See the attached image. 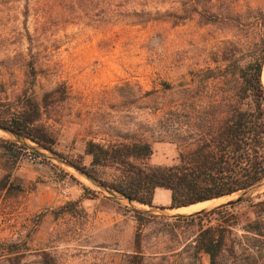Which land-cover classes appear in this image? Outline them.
I'll return each mask as SVG.
<instances>
[{
	"label": "rangeland",
	"instance_id": "rangeland-1",
	"mask_svg": "<svg viewBox=\"0 0 264 264\" xmlns=\"http://www.w3.org/2000/svg\"><path fill=\"white\" fill-rule=\"evenodd\" d=\"M237 2L243 9H264V0ZM179 6L180 0H0V113L19 108L32 65L39 98L60 83L68 93L43 115L56 133L52 149L0 128V180L9 182L0 190V264H133L138 222L132 208L171 217L150 220L143 232L144 259L136 261L189 264L186 245L197 227L167 223L178 213L210 209L240 194L173 210L139 206L119 194L108 199V190L69 163L81 158L90 166L86 139H114L130 119V129L138 117L154 120L133 101L146 91L165 102L177 100L180 94L164 90L162 81L177 83L191 69L214 67L215 51L246 37L226 21L202 24L194 16L174 23L167 12ZM153 149V165H171L179 154L178 145L166 140L155 141ZM159 190L155 203H170V190ZM263 191L264 186L252 194ZM260 238L256 248L264 249ZM197 264H209L208 258Z\"/></svg>",
	"mask_w": 264,
	"mask_h": 264
},
{
	"label": "trees",
	"instance_id": "trees-1",
	"mask_svg": "<svg viewBox=\"0 0 264 264\" xmlns=\"http://www.w3.org/2000/svg\"><path fill=\"white\" fill-rule=\"evenodd\" d=\"M167 15L174 23L194 16L202 24L226 21L246 37L239 36L231 46L215 51L211 58L214 67L191 69L188 77L177 83L162 81L164 90L180 94L177 100L165 102L154 96V91H146L142 99L133 101L139 113L150 114L154 120L138 117L130 129V119L126 121L128 128L120 129L114 139H86L90 166L81 158L69 163L108 190V199L120 194L139 206L178 209L241 194L264 180V9L251 5L243 9L237 0H180V6ZM31 73L21 105L0 113V127L52 149L56 133L43 122V115L68 98L67 88L60 83L39 98L34 89V65ZM162 140L178 145L176 161L171 165L149 164L153 143ZM19 146L28 149L25 144ZM5 149L13 152V148ZM100 169L113 172L101 173ZM7 188L8 179L3 177L0 190ZM157 188L170 190L169 206L153 203ZM84 189L97 197L89 186L84 185ZM239 205H243L242 210L237 209ZM132 210L138 225L131 257L133 264H141L136 260L144 259V228L150 220L163 223L171 217ZM173 218L167 223L172 228L197 227L186 245L191 249L189 264L201 263L203 256L209 264H261L264 259V249L256 248L260 236L264 237V191L232 205Z\"/></svg>",
	"mask_w": 264,
	"mask_h": 264
},
{
	"label": "water",
	"instance_id": "water-1",
	"mask_svg": "<svg viewBox=\"0 0 264 264\" xmlns=\"http://www.w3.org/2000/svg\"><path fill=\"white\" fill-rule=\"evenodd\" d=\"M1 128V127H0ZM3 129V128H2ZM5 130V129H4ZM12 133V132H11ZM14 134V133H13ZM16 135V134H15ZM18 136V135H17ZM264 186V180L259 182L258 184H256L255 186L245 190L243 193L239 194L236 198H233V199H230V200H227L221 204H218L217 206H220L222 204H227V205H232L234 203H237V202H240L242 201L243 199H245L248 195L252 194L255 190H258L259 188H262ZM120 195V194H119ZM123 198L127 199L129 203H135L137 201H134L132 200L131 198H128V197H125L123 195H121ZM188 206V205H187ZM217 206H214V207H217ZM182 207V206H181ZM213 207V208H214ZM169 209H173V208H169ZM212 209V208H210ZM205 210H208L207 208H203V209H200V210H197L193 213H198V212H203ZM193 213H189V214H193ZM177 215H183V213H178ZM176 215V216H177ZM185 215V214H184Z\"/></svg>",
	"mask_w": 264,
	"mask_h": 264
},
{
	"label": "crops",
	"instance_id": "crops-1",
	"mask_svg": "<svg viewBox=\"0 0 264 264\" xmlns=\"http://www.w3.org/2000/svg\"><path fill=\"white\" fill-rule=\"evenodd\" d=\"M159 189H160V188H157V189L155 190V195H154L153 203H154L155 205H157V206H162V205H158V204L155 203V197H156L157 191H160ZM170 203H171V202H170ZM170 203L166 204L165 206L170 205Z\"/></svg>",
	"mask_w": 264,
	"mask_h": 264
},
{
	"label": "built area",
	"instance_id": "built-area-1",
	"mask_svg": "<svg viewBox=\"0 0 264 264\" xmlns=\"http://www.w3.org/2000/svg\"><path fill=\"white\" fill-rule=\"evenodd\" d=\"M29 158L33 161H39V158H37L36 156H33L32 154H30Z\"/></svg>",
	"mask_w": 264,
	"mask_h": 264
},
{
	"label": "bare ground",
	"instance_id": "bare-ground-1",
	"mask_svg": "<svg viewBox=\"0 0 264 264\" xmlns=\"http://www.w3.org/2000/svg\"><path fill=\"white\" fill-rule=\"evenodd\" d=\"M182 208H186V207H182Z\"/></svg>",
	"mask_w": 264,
	"mask_h": 264
}]
</instances>
